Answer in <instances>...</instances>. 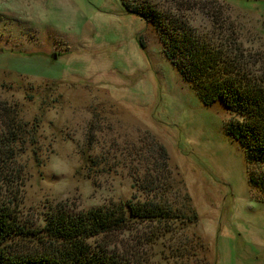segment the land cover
I'll return each mask as SVG.
<instances>
[{
  "label": "rangeland",
  "instance_id": "374dc122",
  "mask_svg": "<svg viewBox=\"0 0 264 264\" xmlns=\"http://www.w3.org/2000/svg\"><path fill=\"white\" fill-rule=\"evenodd\" d=\"M125 1L264 51V0ZM234 118L202 102L157 29L123 0H0V135L13 121L25 129L0 170V196L28 227L59 207L144 200L135 182L156 165L171 184L162 193L178 204L188 195L198 221L162 237L161 225L134 222L94 246L136 264H264V195L249 181L259 167L227 133ZM158 145L168 169L154 164ZM54 154L72 164L59 187L45 167Z\"/></svg>",
  "mask_w": 264,
  "mask_h": 264
},
{
  "label": "trees",
  "instance_id": "16d2710c",
  "mask_svg": "<svg viewBox=\"0 0 264 264\" xmlns=\"http://www.w3.org/2000/svg\"><path fill=\"white\" fill-rule=\"evenodd\" d=\"M123 4L127 12L141 16L157 29L164 54L182 78L194 85L205 105L222 103L234 114L227 133L243 149L247 164L259 167L258 173L250 171L249 181L264 195V51L248 49L238 38L217 43L213 34H202L185 19L151 5H131L124 0ZM21 126L13 121L0 135L3 176L8 170V152L14 150ZM155 156L154 164L161 158L163 168H169L165 147L158 145ZM155 168L135 182L147 195L144 200L135 197L78 212L59 207L46 213L45 223L39 227L24 224L18 211L0 196V264H136L103 246H94L91 239L128 229L134 222L161 225L158 235L162 237L172 233L178 222L189 225L199 219L188 195L178 204L162 193L167 191L165 185L171 184L162 182ZM22 243L31 245L15 247Z\"/></svg>",
  "mask_w": 264,
  "mask_h": 264
},
{
  "label": "clouds",
  "instance_id": "9594fccd",
  "mask_svg": "<svg viewBox=\"0 0 264 264\" xmlns=\"http://www.w3.org/2000/svg\"><path fill=\"white\" fill-rule=\"evenodd\" d=\"M45 167L48 169V174H55L57 176L63 177L57 182H51L55 186L59 187L63 185L64 177H66V175L70 172L72 164L67 158L59 154H54L48 158Z\"/></svg>",
  "mask_w": 264,
  "mask_h": 264
},
{
  "label": "water",
  "instance_id": "95a60500",
  "mask_svg": "<svg viewBox=\"0 0 264 264\" xmlns=\"http://www.w3.org/2000/svg\"><path fill=\"white\" fill-rule=\"evenodd\" d=\"M56 57V56H55Z\"/></svg>",
  "mask_w": 264,
  "mask_h": 264
}]
</instances>
